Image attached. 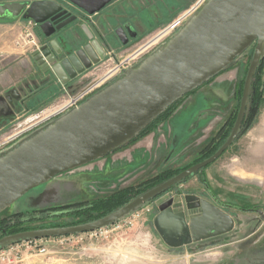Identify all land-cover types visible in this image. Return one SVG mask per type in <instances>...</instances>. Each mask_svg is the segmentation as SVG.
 <instances>
[{
	"label": "rangeland",
	"instance_id": "rangeland-1",
	"mask_svg": "<svg viewBox=\"0 0 264 264\" xmlns=\"http://www.w3.org/2000/svg\"><path fill=\"white\" fill-rule=\"evenodd\" d=\"M15 1L19 2V0H0V3ZM202 1L105 0L106 9L99 16L94 17L101 38L109 43L112 39L118 40L116 30L125 22L131 25L137 37L126 45L114 44L118 51H109L107 60L94 67L87 80H91L90 84H92L108 67L130 57H134L131 60L133 67L140 65L184 30L182 28L190 18L174 30L168 29L163 32L184 14L194 10ZM66 5L69 7L70 3ZM191 21L192 19L189 22ZM25 27L26 33L34 35L37 41L33 23L26 21ZM86 31L89 32V28L88 30L85 28V34ZM146 45L148 47L142 51L141 48ZM255 47L256 45L250 47L227 71L177 103L170 115L160 119L138 141L114 154L65 174L66 177L94 175L102 172L106 161L113 158L120 159L121 164L123 163L125 168L121 174L115 175V178L108 181L109 184L105 186H90L87 197L80 198L79 201L105 198L124 188L151 180L162 173L170 177L194 165L198 160L215 154L233 130L232 127L224 131L221 128L227 118L236 119L238 109L235 111V108L242 99L244 83ZM19 49L20 54H24L23 51L26 50L25 54L32 58L37 48L33 49L32 44L27 43ZM140 51L142 52L137 55ZM86 88L84 87V90ZM82 91L62 88L61 94L56 99L53 98L51 104H41L30 111L29 116L11 122L14 126L0 135V142L19 135L21 126H34L44 121L46 119L44 113L48 115L64 105L67 106L69 101ZM46 126L38 127L1 147L0 155L37 134ZM212 140H215L214 145L209 147ZM143 147L144 149L141 150ZM130 159H133L132 164L128 163ZM204 179H207L225 202L245 211L226 210L225 215L232 222V227L228 231L232 233L227 236V241L211 247L210 245L201 247L195 250L199 254L190 258L193 245L183 246L179 250L164 245L153 232L152 224L157 212L160 213V207L171 200L172 207L178 200L196 199L197 194L208 200L202 184ZM180 187L171 190L162 199L154 203L151 201L139 208L135 212L138 213L135 217L128 216L127 223L122 221L116 226L111 225L96 233H87L68 240L61 237L44 240V246L48 249V254L45 256L32 255L31 250L21 247L20 251L24 259L21 264H193V260L201 261V264H238L242 259L245 260L243 264H264V61L253 83L252 111L239 137L221 158L199 171L195 177L188 179ZM38 188L28 192L9 207L0 216V221L16 213L43 210L39 205H35L36 190H40L42 186ZM184 194L187 196H183ZM75 201L78 199L73 202ZM76 218H45L35 223L38 226L48 227L50 224L64 225ZM0 264L9 263L4 261Z\"/></svg>",
	"mask_w": 264,
	"mask_h": 264
},
{
	"label": "water",
	"instance_id": "water-1",
	"mask_svg": "<svg viewBox=\"0 0 264 264\" xmlns=\"http://www.w3.org/2000/svg\"><path fill=\"white\" fill-rule=\"evenodd\" d=\"M1 18L30 21L41 27L46 38L53 37L56 31L77 19L52 0H35L30 4L20 1L0 3ZM190 20L167 45L140 65L125 71L77 108L59 117L45 119L19 135L22 137L47 125L0 155V215L25 194L57 176L128 146L170 107L227 71L255 44L237 119L224 145L210 158L188 167L103 218L81 225L7 235L0 239V251L30 240L80 235L108 228L195 177L233 145L247 114L253 79L264 60V0H206ZM121 31L117 30L116 35L123 39ZM127 43L128 40H123V45ZM51 45L57 48V42L52 41ZM172 202L163 204L156 218V224L161 226L158 231L168 244L171 234L178 240L181 233L188 232L186 214L176 213ZM202 210L201 217L190 221L193 235L205 226L215 229L218 225L222 229L213 236L231 229L232 222L226 215H216V209L207 204H203ZM199 239L188 236L185 242L170 245L180 247Z\"/></svg>",
	"mask_w": 264,
	"mask_h": 264
},
{
	"label": "crops",
	"instance_id": "crops-1",
	"mask_svg": "<svg viewBox=\"0 0 264 264\" xmlns=\"http://www.w3.org/2000/svg\"><path fill=\"white\" fill-rule=\"evenodd\" d=\"M26 21L27 20L22 18L0 19V135L7 131L6 129L14 126L11 122L19 121L20 117L29 116L30 111L37 106L41 104H51L53 99V87H57L60 92L62 88H69L70 90L72 88L73 91L78 89L84 90V87L86 88L91 82V80H87L90 76L87 72L93 68V66L99 64L106 57L108 51H118L117 46L114 47V44L118 43L122 46L123 40H128V42H130L137 37L136 32L132 29L133 35L124 32L123 39L116 35L118 40L115 41L112 39V42L109 43V41L102 38L93 37V35L88 32L86 36L90 42L89 45L81 50L77 47L74 51L66 52L64 59L62 58L60 61H58L56 57L50 56L53 57L51 59L52 61L50 60L49 66L46 67L42 64L43 62H37L38 58H30L29 55H26L25 49H23L25 50L23 51L24 54H20L19 48L21 46L24 47L21 43V39L28 34L26 33L27 29L25 27ZM65 61L66 63L64 66L63 62ZM47 70H49V72H47ZM51 80L53 82H51ZM44 115L46 116V113H44ZM31 127L32 126H21V133ZM4 141L5 140H3V142ZM1 143L2 142H0V144ZM143 149L144 147L141 150ZM150 153H152V151H150ZM132 161L133 159H130L128 163L132 164ZM124 168L120 159L113 158V160L106 161L102 172L95 173L94 175H83L79 177H66L65 174L60 175L51 182L42 185L40 190H36L37 198L35 200V205H39L40 208L45 209L69 203L77 198L85 199L90 186L95 185L96 187H102L105 186V184H109L108 181L114 179L115 175L121 174ZM216 212L218 213L216 215L222 217L223 214H221V212L217 210ZM158 216L159 215H157V217ZM156 218V232L164 241V237H162L158 231V228L161 226L156 224ZM190 221L191 220H188L186 216V223L188 224L187 233H181L182 235L178 240L171 234V237H169V244L164 242L172 247L170 244L185 242L188 236L190 238H193V236L198 237L200 239L197 242H200L210 237L207 236L209 231H213L216 228L220 229L219 232L222 231L218 225L215 226V229L205 226L204 229L201 228L200 231L198 230L193 235L190 228ZM227 233L228 232H225L220 235ZM191 244H193V242L182 246L187 247ZM197 254H199L197 251L192 252L190 258L196 257ZM244 261L245 260L242 259L238 264H243ZM193 264H201V261L197 262L193 260Z\"/></svg>",
	"mask_w": 264,
	"mask_h": 264
},
{
	"label": "flooded vegetation",
	"instance_id": "flooded-vegetation-1",
	"mask_svg": "<svg viewBox=\"0 0 264 264\" xmlns=\"http://www.w3.org/2000/svg\"><path fill=\"white\" fill-rule=\"evenodd\" d=\"M19 1L20 2H25L27 4H30V3L34 2L35 0H19ZM52 1H55L58 4H60L63 7L64 11H67V13L71 14L72 16L73 15L76 16L77 19H76V21H74L73 23H71L68 26L64 27L63 29H61L59 31H56L55 34L53 35V37H51V38H46L44 36V34H43V31H42L41 27L37 26L36 24L33 23V26L35 27L36 38H37V41L35 42L37 49H36V51H34V54H35L34 58H38L37 62H43L42 64L44 66H46V67L49 66L50 60L53 58V57H50V56H54V57L57 58L58 61H60L62 58L64 59V57L66 55V52L74 51L77 47H79V50H81L82 48H84L87 45H89L90 42H89L88 37L86 36V34L84 32L85 28L87 30L89 28V32H91L93 37L101 38V35L99 34V30L95 26L96 24L94 22V17L99 16L107 7V6H103L102 7V5L105 3V0H59V1L58 0H52ZM73 1H74V3H76V5L73 3ZM62 2H65L66 4L70 3L69 7L66 4L62 3ZM97 10H99V11H97ZM122 28H123V31H121L122 35H124L123 34L124 32L125 33H130L132 35L134 34L133 31H132L131 25H129L128 22H125L117 30L122 29ZM53 39L55 40V42H57V48H55V46L52 47V45H51V42L53 41ZM43 48H46V49H43ZM58 52H60V54H58ZM108 52H107L106 57L108 56ZM106 57L99 64H97L96 66H93V68H91L87 73L92 72L94 67H97V66L101 65L102 62L104 63L107 60ZM47 72H49V70H47ZM240 104H241V102H240ZM240 104H239L238 107L235 108V111H237V109H238V112H239ZM247 110H248V108H247ZM238 112H237V115H238ZM236 119H237V116H236ZM236 119L232 120V118H231V120H230V118H227L225 120L224 124L222 125L221 129H223V131H224V129H226V128H231V127L234 128ZM243 127H244V122L242 124L241 131H242ZM214 142H215V140L214 141L213 140L210 141L209 147L214 145L213 144ZM118 151H116V152H118ZM65 174H67V173H65ZM202 184H203V187H204V193L208 197V200L205 199L206 197H203V196L198 195V194L196 195V197H197L196 199H189L188 201L186 199L185 200H178L177 204L174 205V206H176L174 211L177 212V213H181V212L185 213L186 216L188 217V220L195 219V218H197V217L202 215V213H203V210H202L203 204H207V205L212 206L218 212H221V214H223V215H225L226 210H228V209L236 210V211H245V210H241L240 208L236 207L233 204L225 202L218 195V193L215 192V190L209 184L207 179H204L202 181ZM181 185H179V186H177L175 188H181L180 187ZM175 188H173V189H175ZM170 191H168L167 193H165L162 196L158 197L157 199L153 200L152 203L162 199ZM179 195L181 196L182 194L180 193ZM183 196H187V194H184ZM77 199H78V201L73 202L74 201L73 200V201H71L69 203H66V204H63V205H60V206H54V207H68V206L69 207H74V206H79L80 203L84 204V203H90L89 201H93V199H90V200L88 199V201H79V198H77ZM77 199H75V200H77ZM66 211H67V209H66ZM247 211H251V210H247ZM257 212L260 213L259 211H257ZM159 214L160 213L157 212V214L155 215V217L153 219L152 230L155 233V235L158 237L159 241L165 245L166 243L162 240L160 235L156 232V227H155V218ZM74 215H75V213L73 215H69V214L63 215L62 217L71 218V217H74ZM76 215H79V212H77ZM62 217H51V218H62ZM103 217H105V216H103ZM103 217H101V218H103ZM96 220H98V219H96ZM96 220H93V221H96ZM93 221H90V222H93ZM90 222H87V223H90ZM73 223H74V221L72 220V221H70L67 224L65 223L64 224L65 226H61V227L75 226V224H73ZM77 225H79V224H77ZM219 230L220 229L216 228L213 231H209L207 236H210V237H208L207 239H205L203 241L191 244L190 246H192V245L194 246V248H191V250L193 252H195V250H197V249H199L201 247H206V246H209V245L211 247L212 245H217V244H220V243H222L224 241H227L226 240L227 236H229L232 232L231 233H227V234H223V235H219V236H213L215 233L219 232ZM182 247H179L178 250L181 249Z\"/></svg>",
	"mask_w": 264,
	"mask_h": 264
},
{
	"label": "trees",
	"instance_id": "trees-1",
	"mask_svg": "<svg viewBox=\"0 0 264 264\" xmlns=\"http://www.w3.org/2000/svg\"><path fill=\"white\" fill-rule=\"evenodd\" d=\"M263 61H262V63H263ZM262 63H261V65H262ZM260 68H261V66H260ZM260 68H259V70H260ZM259 70H258V73H259ZM258 73H257V75H258ZM254 79L252 82L251 93H250L249 103H248V110H247V114H246V117L244 120V125H245L247 117L249 116V113H251V111H252ZM51 82H53V81L51 80ZM50 85H53V84L50 83ZM52 91H53V98L54 99H56L61 93L57 87H53ZM184 98H182V99H184ZM180 101H178L177 103H179ZM175 105L170 107L159 119H157L145 131H143L140 134V136L137 137L130 144L135 143L141 137L145 136L149 132L150 128H152L160 119L170 115L172 110L174 109ZM212 155H214V154H212ZM212 155H210L208 157L206 156L203 159L198 160L197 163H199V162H201L207 158H210ZM197 163H195V164H197ZM188 167H190V166H188ZM188 167L178 171L176 174H173L170 177H166V173H162V174L156 176L155 178H153L151 180H148V181L143 182V183L136 185V186L124 188L120 191L112 193L111 195H109L105 198L94 199L93 201H89L90 203H84V204L80 203L79 206H74L75 208L69 207V206L68 207H51V208L43 209L41 211H34V212H30V213H16L13 216H7L0 221V239L4 236L16 234L19 232L65 226L62 224L61 225L60 224H50V226H48V227L36 225V223H35L36 221L37 222L43 221V219H45V218L51 219V217H62L63 215H67V214L73 215L74 213L76 215V213L79 212V215L83 214L84 216H79V215L75 216L74 215V217H77L73 223L75 225H77V224L81 225V224H85L87 222L99 219L103 216H106V215L116 211L119 208L124 207L125 205L130 203L133 199L138 197L139 195H141L144 192H146V191L156 187L157 185L165 182L166 180H168V179L172 178L173 176L179 174L181 171L187 169ZM66 209H67V211H66ZM5 212H3L1 215H3Z\"/></svg>",
	"mask_w": 264,
	"mask_h": 264
},
{
	"label": "built area",
	"instance_id": "built-area-1",
	"mask_svg": "<svg viewBox=\"0 0 264 264\" xmlns=\"http://www.w3.org/2000/svg\"><path fill=\"white\" fill-rule=\"evenodd\" d=\"M205 1L206 0H203L202 2H200L194 10L190 11L189 13L184 14L176 22H174V24L169 26L163 32H165L168 29H169V31L174 30V28H176L178 25H180L182 23L184 24L189 18H191L200 9V7L203 5V3ZM167 33H169V32H167ZM156 37L157 36H155V38ZM35 42H36L35 37L32 34H27L25 37H23L21 39V43L23 44V46H25L27 43H29V44H32V48L36 47ZM148 45H146L145 47H142L141 48L142 51H144L148 47ZM142 51L138 52L137 55L139 53H141ZM108 55H110V54H108ZM133 58L134 57H130V58L125 59L123 61H119V63H117L116 65H113L112 67H108V69L103 73V75L100 78H98L92 84H90V86L87 87L85 90H83L81 93H79V95L73 97L69 101L67 106L64 105L58 111H56L54 113H49L48 115L45 116L46 119H48V117L49 118H53L56 116L59 117L60 115L67 113L68 111L72 110L73 108H77L80 104L85 102L93 94L97 93L99 90H101L104 87L108 86L109 84L113 83L115 80H117V78H119L122 74H124L125 71H127L128 69L133 67V65L131 64V60ZM20 134H21V131H20ZM19 135L12 136L9 139H6L4 142H2L0 144V148L9 144V143H12V142L18 140L20 138ZM137 214L138 213H133L132 216L135 217ZM128 218L129 217L124 218L123 220L113 224V226L118 225L122 221L127 223ZM130 224H131V222H130ZM101 230H98V231H101ZM98 231H94V232H91L88 234H93V233H96ZM85 234L87 235V233H85ZM85 234H80V235H85ZM80 235H70V236L61 237V238H63V239L67 238V240H68L70 238H74V237L80 236ZM53 239H56V238H53ZM44 240L47 241L48 239L30 240V241H26L23 243L12 245V246L0 251V263L4 262V261H8L9 264H13V263L21 264V263H23V261H24L23 254L20 251L21 247H26V248H28V250H31L32 255H36V256L47 255L48 249L46 248V246H44L45 245V243H43ZM62 243H63V241H62Z\"/></svg>",
	"mask_w": 264,
	"mask_h": 264
}]
</instances>
